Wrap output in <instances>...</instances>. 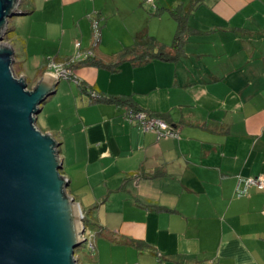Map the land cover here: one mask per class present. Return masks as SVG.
I'll return each instance as SVG.
<instances>
[{
	"label": "crops",
	"instance_id": "obj_1",
	"mask_svg": "<svg viewBox=\"0 0 264 264\" xmlns=\"http://www.w3.org/2000/svg\"><path fill=\"white\" fill-rule=\"evenodd\" d=\"M48 3L60 16L33 5L27 29L14 36L19 52L7 43L29 88L44 76L57 82L40 106L49 122L41 132L57 142L66 194L94 228L85 264H264V190L234 195L237 177L264 176V0ZM190 5L175 62L115 71L79 64L80 86L50 73L48 62L72 58L75 42L90 48L93 13L101 30L95 62L108 65L136 36L170 46L177 22L163 8ZM90 92L129 97L179 138L143 132L126 121L130 109Z\"/></svg>",
	"mask_w": 264,
	"mask_h": 264
},
{
	"label": "water",
	"instance_id": "obj_2",
	"mask_svg": "<svg viewBox=\"0 0 264 264\" xmlns=\"http://www.w3.org/2000/svg\"><path fill=\"white\" fill-rule=\"evenodd\" d=\"M19 2L0 0V264H77L84 216L65 193L57 142L36 127L57 82L44 76L29 90L2 42Z\"/></svg>",
	"mask_w": 264,
	"mask_h": 264
},
{
	"label": "built area",
	"instance_id": "obj_3",
	"mask_svg": "<svg viewBox=\"0 0 264 264\" xmlns=\"http://www.w3.org/2000/svg\"><path fill=\"white\" fill-rule=\"evenodd\" d=\"M92 1V0H90ZM148 3L153 0H146ZM91 23V31H92V42L89 49L83 50L81 49V44L79 42L74 43L75 53L72 58L59 62L56 60H50L48 62V68L50 70L51 75L57 80L70 81L80 86V80L75 76V66L79 64H83L88 60L94 58V50L98 46L100 42V25L99 22L95 19V17L90 16ZM90 98L95 101L100 98L94 92L89 93ZM125 119L129 124H135L141 129L143 132L153 133L158 138H174L178 139L179 134L176 130L166 124L164 121L151 117L145 112L142 111H132L128 110ZM264 190V176L258 177H237V185L234 191V195L236 198H242L248 195L249 190ZM93 236L88 237V249L89 251H93ZM87 240H85L86 242Z\"/></svg>",
	"mask_w": 264,
	"mask_h": 264
},
{
	"label": "trees",
	"instance_id": "obj_4",
	"mask_svg": "<svg viewBox=\"0 0 264 264\" xmlns=\"http://www.w3.org/2000/svg\"><path fill=\"white\" fill-rule=\"evenodd\" d=\"M191 7L192 5H190L189 8L178 6L175 8L169 7V8L164 9L177 22L176 33L174 35L172 44L170 46L166 47L162 44H159L155 38L149 35L148 36L147 35L136 36L131 46L124 47L117 54V61L114 62L113 64L102 65V64H99V62H95V58H96L95 50H94V58L86 61L83 64H93L94 63L96 66H102L104 68L109 69L110 71H115L118 69L120 65L124 63H129L134 67H141L154 60H160L164 62L177 61L180 58V56L183 55V48L186 43V37L189 31L186 24H187L188 14L191 11ZM19 14L20 13H18V15ZM92 16L95 17L97 22H99V19L96 13H93ZM100 36H101V32H100ZM81 49H82V46H81ZM95 102L115 103L118 105L126 106L128 109L132 111H136V112L142 111L141 109H137L131 103L129 97L127 96H121V97L110 96L106 98L100 97L99 99L95 100ZM147 114L150 115L151 117L160 119V117L157 115H152L149 113Z\"/></svg>",
	"mask_w": 264,
	"mask_h": 264
},
{
	"label": "rangeland",
	"instance_id": "obj_5",
	"mask_svg": "<svg viewBox=\"0 0 264 264\" xmlns=\"http://www.w3.org/2000/svg\"><path fill=\"white\" fill-rule=\"evenodd\" d=\"M32 1L33 0H20L19 5L17 7V12L20 14L15 15L13 17H10L8 19L7 28L5 29V31H4L5 34L3 35V41H2L3 44L5 43L8 45V43H7V37H8L9 39H11V41H13V45L14 46L16 45L15 47L17 48L19 40L16 41L14 36H15V34H17L16 31L20 32V31H22V29L23 30L27 29V27H28L27 19L28 18L26 17V15H28L29 13L31 14V12H32L31 10H33L32 9L33 5H35L38 8V10H40L41 15L48 13V12H51L52 15H53V13L54 14L56 13V16H60V11H59L58 7L53 9L51 3L46 4L48 2V0H34L33 2H35V4H32ZM51 1L52 0H50V2ZM143 2H145V1H143ZM98 6H99V4H98ZM163 9H165V8H163ZM146 11H147V13H149L153 16H155L156 14L158 16L162 15V14H160V13H162L161 10H156V9L153 10L152 9L151 13L148 11V9H146ZM33 12H35V11H33ZM21 14H23V17L20 16ZM166 14L169 15V13L167 11H166ZM35 19H36V21L41 22V20H39L40 19L39 16H37ZM125 20H126V18H125ZM131 21H134V19H132ZM146 21H148V19H146ZM127 23H129L128 20H127ZM153 27L154 26L152 25V28ZM155 28H157V27L155 26ZM7 30H8V36H7ZM175 33H176V31L174 32V34ZM173 38H174V35H173V37H171V41L169 44L172 43ZM157 42L159 44H161V42H159V41H157ZM20 44L22 45V43H20ZM16 51L19 52L18 48ZM73 55H74V53H73ZM16 62H18V61L16 60ZM12 70H13L15 77H17V78L22 77L19 74V72L21 70H20L18 65H16L15 67H12ZM25 77H26V79L32 80V75L29 73V71L26 72ZM28 89L30 90L31 88L28 87ZM43 115H44L43 113L38 114V116H37L38 119L36 121L37 128L40 131H43V129H45L47 127V125H49L48 121L45 122L46 119L43 117ZM66 189H67V187H66ZM65 191H67V190H65ZM83 216H84V228H85L83 239L87 240V241L84 242L83 244H81L79 247H77L74 250V257H75V259L77 258L79 260V263H81V264H85V262L87 261V258L91 255V251H89V249H88V237L93 236L95 234L94 228L91 226V220L89 219V216H87L86 213H83ZM79 263L77 261V264H79Z\"/></svg>",
	"mask_w": 264,
	"mask_h": 264
}]
</instances>
